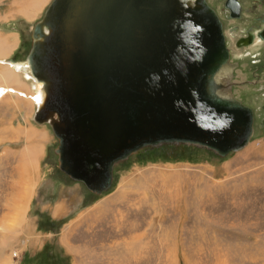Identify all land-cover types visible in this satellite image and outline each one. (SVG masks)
<instances>
[{"label":"rangeland","instance_id":"374dc122","mask_svg":"<svg viewBox=\"0 0 264 264\" xmlns=\"http://www.w3.org/2000/svg\"><path fill=\"white\" fill-rule=\"evenodd\" d=\"M29 1L0 0V40L16 39L8 57L14 64L27 59L33 28L51 0L26 18ZM223 20L235 73L218 93L252 112L249 139L237 151L145 145L114 161L108 186L95 193L60 170L59 142L49 124L33 121L28 99L0 101V205L34 148L33 195L10 244L18 252L13 264H264V45L249 49L259 57L249 51L236 57L237 37L226 34L233 23ZM9 218L1 206L0 226H9Z\"/></svg>","mask_w":264,"mask_h":264},{"label":"water","instance_id":"95a60500","mask_svg":"<svg viewBox=\"0 0 264 264\" xmlns=\"http://www.w3.org/2000/svg\"><path fill=\"white\" fill-rule=\"evenodd\" d=\"M26 62L44 94L34 121L57 138L60 170L95 193L139 147L225 155L249 139L251 110L214 87L228 52L203 0H52Z\"/></svg>","mask_w":264,"mask_h":264},{"label":"bare ground","instance_id":"6f19581e","mask_svg":"<svg viewBox=\"0 0 264 264\" xmlns=\"http://www.w3.org/2000/svg\"><path fill=\"white\" fill-rule=\"evenodd\" d=\"M45 1L46 0H30L28 7L24 11L23 15L26 18H32L33 16L35 17L38 14L41 7L43 6V4L47 3ZM51 2L52 0L50 1V3ZM15 45H16V39H14L12 42H8V40H0V101L11 98V96L13 95H15V97L19 96L24 100L28 99L33 105L34 110L36 112L37 107L40 106V103L42 102L44 97L42 91V83L37 82L32 77L28 62H26V60L22 63H15V64L9 62L10 61V59H8V57H10L9 54L12 51V49L15 48ZM223 67L225 68L230 67V65L227 66L224 65L220 67L216 72V74L214 75V87L218 89V92L220 89L227 91L221 87L223 85H218L217 82L219 79H223L221 75H219L220 74L219 70ZM218 95H220V97L222 98H226V99L230 98V96L227 94L222 95L221 93H218ZM33 121H34V116H33ZM37 125H43V124L37 123ZM33 149H34L33 147L28 148L25 157L21 159L20 167L18 166L19 170L17 171L19 175L18 181H12L11 185L6 186V189H9L10 192L6 197V199H4V204L0 205V207L2 206V208L6 209L7 214L9 212L10 215L9 221L11 222V224L5 228L0 226V230H2L0 232V264H13L11 256L18 255V252H15L10 248V244L20 234L19 226L23 222L25 213L27 211L28 205L33 195L34 155L31 153ZM16 186L17 187L19 186L21 188V191L19 192L16 190L17 192L14 193L13 189ZM6 251H8L9 253L8 255L7 254L5 255Z\"/></svg>","mask_w":264,"mask_h":264},{"label":"flooded vegetation","instance_id":"af4514ba","mask_svg":"<svg viewBox=\"0 0 264 264\" xmlns=\"http://www.w3.org/2000/svg\"><path fill=\"white\" fill-rule=\"evenodd\" d=\"M206 4V7L212 11L215 18L218 20L221 28V32L223 33V23L225 20L221 21V18H225L230 23H233L231 26L227 28V36L233 38L236 35V39L234 41L235 47V56L243 57V51H249L247 56L252 55L250 50L259 49L264 45V0H203ZM221 17V18H220ZM246 19V23L244 24V20ZM223 36V35H222ZM223 41L225 46L228 44L225 43V39L223 36ZM245 47V48H244ZM250 49V50H249ZM257 49V50H258ZM227 50V48H226ZM228 52V50H227ZM261 54H254L252 57L260 56ZM255 64H261L260 60H255ZM231 67V68H230ZM230 67H223L219 70V75L223 79H219L218 85L221 86L225 90L229 88V80H233V77H230V73H235L234 68L230 65ZM254 66L250 67L252 69ZM250 69L245 68L244 72L250 71ZM233 71V72H232ZM224 74H228L227 76L230 78H225ZM246 73H241V76L245 77ZM248 76V75H246ZM232 83V82H231ZM229 86H228V85ZM235 84V82L233 83ZM253 85L255 83H252ZM238 85V84H235ZM263 87V85H261Z\"/></svg>","mask_w":264,"mask_h":264}]
</instances>
